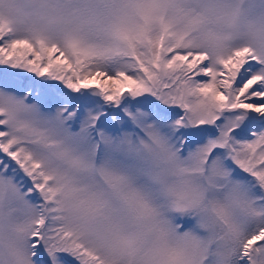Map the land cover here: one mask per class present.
Listing matches in <instances>:
<instances>
[{
    "label": "snow or ice",
    "instance_id": "6c2138e0",
    "mask_svg": "<svg viewBox=\"0 0 264 264\" xmlns=\"http://www.w3.org/2000/svg\"><path fill=\"white\" fill-rule=\"evenodd\" d=\"M0 264H264V0H0Z\"/></svg>",
    "mask_w": 264,
    "mask_h": 264
}]
</instances>
